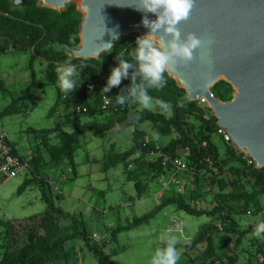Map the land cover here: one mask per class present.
<instances>
[{
	"label": "trees",
	"instance_id": "1",
	"mask_svg": "<svg viewBox=\"0 0 264 264\" xmlns=\"http://www.w3.org/2000/svg\"><path fill=\"white\" fill-rule=\"evenodd\" d=\"M21 1L24 3L23 8H13L8 0H0V52L10 50L29 53L30 66L34 59L45 62V85L52 86L56 92L54 105L50 109L51 115L61 105L70 104L85 106L87 114L90 115L105 113L96 107L97 92L106 85L111 69L117 66V57L121 54L127 56L130 49L135 47L136 38L139 36L133 34L121 38L101 60L70 59L60 47L74 48L79 43L81 14L76 11L75 5H69L64 12H57L40 8L38 0ZM68 61L77 66L82 83L73 93L65 95L56 87V69ZM31 73L30 84L0 112V118L26 115L35 106L31 102L30 94L35 80L32 70ZM165 77V88L159 91L149 90V95L154 98V110H139L135 103L129 106L130 101L119 113H107L109 116L102 123L89 122L70 133L59 129H28L27 132L48 156L47 162L44 161L38 149L27 159L29 169L38 178L42 167L66 161L70 169L68 180L75 179L74 153L83 134L92 132L105 137L112 131H118L117 128H132L129 149L118 154L111 153L103 171L123 164L127 179L135 183L136 200L145 196L148 190V184L141 179L140 172L150 176L151 180L167 173L173 175L180 180L179 186L186 197L182 190L176 192L177 188L172 185L173 191L169 195L163 194L164 197L151 212L126 221L124 225L117 224L111 230L110 238L107 237L105 241L114 240L120 233L147 225L160 210L173 206L175 210L189 216H206L220 222V226H203L189 242L187 250L205 245L204 250L191 261H200L202 264H264V239L255 240L250 235L253 224L261 219H254L246 228L237 222L239 217L247 216V212L250 216H255V212L259 215L264 210V168L255 169L253 163L239 154L231 144L224 143L216 134V120L209 114L210 110L201 109L197 102H184V90L178 88L167 74ZM130 83V79H124L118 87H113L105 94L115 100L114 97L119 93L123 94L130 87ZM88 84L95 85L93 93L86 92L85 85ZM0 89L3 94H7L1 85ZM212 92L222 102L229 101L232 97V89L225 82L217 83ZM157 101H163L167 107L160 106ZM90 102L93 106H90ZM137 115L140 117L138 120L135 119ZM142 125H148L161 136L173 135L174 138L164 146L159 145L150 140L144 130L139 129ZM52 137L56 144L50 143ZM136 154L137 158H134ZM163 157L168 158L165 163ZM175 159L186 164L185 171H176L172 167L171 161ZM189 177H194L193 189L188 183L182 184V179ZM31 181L24 182L18 193L23 192ZM48 183L46 179H39L41 198L46 205L42 214L13 221L15 223L0 220V264H48L67 260L66 245L70 238L61 236L60 223L68 216L54 204L51 195L54 192ZM198 186L208 187L212 191H209L211 197L208 203H202L203 197L196 201L193 199ZM215 232L222 234L226 246L225 255L220 258L216 256L211 239ZM247 235L250 237L245 238ZM74 237L82 239L99 264H105V259L108 261L102 247L90 244L84 230L73 233L71 238ZM257 257L261 259L258 260Z\"/></svg>",
	"mask_w": 264,
	"mask_h": 264
},
{
	"label": "rangeland",
	"instance_id": "2",
	"mask_svg": "<svg viewBox=\"0 0 264 264\" xmlns=\"http://www.w3.org/2000/svg\"><path fill=\"white\" fill-rule=\"evenodd\" d=\"M133 34L138 35L137 33L129 35ZM29 57V53L10 50L5 53L0 52V85L7 92L3 94L0 91V112L12 100L18 98L21 91L30 84L31 70L35 78L34 86L30 91L31 102L35 106L27 111L26 115L18 114L0 118V133L7 136L20 156L29 159L31 154L39 149L44 161L47 162L46 151L38 146V142L27 132L28 129H59L70 133L89 122L102 123L109 114H75L73 105L70 104L69 106L61 105L57 112L51 115L50 109L54 105L56 92L52 86L45 85V62L34 59L30 66ZM28 103L30 105V101ZM98 104L97 100L96 107ZM128 105H134V103L130 102ZM90 106H93L92 102ZM136 108L144 110L138 105ZM154 109L153 105L148 110ZM164 112L169 114L168 111ZM209 114H211L210 111ZM117 129L118 131H112L105 137L86 132L79 138L74 153L75 179L68 180L70 177L68 163L61 161L58 164L42 167L38 172V178L32 169H28L23 170L5 184L0 183V220L5 223L22 221L42 214L46 205L41 198L39 179H46L55 188L52 189L54 193H51L54 204L61 209L64 215L68 216L67 219L61 220V236L70 238L66 245L67 260L48 264H99L96 256L82 239L71 238L73 233L82 230L88 235L90 244L102 247V252L108 258V261L105 259V264H149L155 249L164 246L161 238L171 236H175L178 241L176 244L180 254L178 264H202L200 261H191V259L199 255L205 245H200L193 250H187L186 247L203 226L210 224L220 226V222L206 216H189L175 210L173 206L160 210L147 225L120 233L114 240L105 241L107 237L110 238V232L117 224L124 225L126 221L151 212L164 195H169L173 191L172 185H174L170 183L171 176L168 173L151 180L150 176L140 172L141 179L146 180L148 184V190L145 196L136 200L135 183L127 179L123 164H117L104 172V164L111 153H122L130 147L132 128ZM139 129L144 130L150 140L162 146L174 138L173 135L161 136L148 125H142ZM50 143L56 144V140L52 137ZM29 180L32 181L19 194V188ZM182 180V184L188 183L191 189L194 188V177ZM174 186L177 188L176 192L182 190L184 193L181 186ZM209 191L212 193L208 187L198 186L193 199L196 201L203 197L201 201L206 204L211 197ZM184 196L186 197L185 193ZM256 218L262 219L261 215L255 212V216H242L237 219V222L241 227L246 228ZM93 235H96L97 239H93ZM249 237L247 235L245 238ZM253 238L255 240L264 239V237ZM211 239L216 256L223 257L226 246L222 234L215 232ZM257 259L261 258L257 257Z\"/></svg>",
	"mask_w": 264,
	"mask_h": 264
},
{
	"label": "water",
	"instance_id": "3",
	"mask_svg": "<svg viewBox=\"0 0 264 264\" xmlns=\"http://www.w3.org/2000/svg\"><path fill=\"white\" fill-rule=\"evenodd\" d=\"M23 8L21 0H8ZM75 5L81 14L74 48L61 46L70 59L101 60L131 33L144 36L141 20L152 13L137 11L141 0H38L40 8L64 12ZM183 39L192 33L204 41L194 59L178 63L166 74L184 90V102L206 101L216 127L226 131L234 149L264 168V0H195L187 20L178 24ZM111 44V46L109 45ZM219 82L232 89L229 101L215 98Z\"/></svg>",
	"mask_w": 264,
	"mask_h": 264
},
{
	"label": "clouds",
	"instance_id": "4",
	"mask_svg": "<svg viewBox=\"0 0 264 264\" xmlns=\"http://www.w3.org/2000/svg\"><path fill=\"white\" fill-rule=\"evenodd\" d=\"M194 3L195 0H141L140 7H136V10L152 13L156 19L150 21L146 16L142 18L141 24L149 30L148 33L136 38L135 47L130 49L127 56L121 54L117 57L118 64L111 69L101 92L109 93L113 87H118L122 80L130 79V87L123 94L119 93L114 97L115 103L124 105L131 101L142 109H151L154 98L149 95V90L159 91L165 88L166 72L175 68L178 63L191 62L194 53L204 43L192 33L182 39L178 28L180 22L188 19ZM56 72V87L65 95L73 93L82 83L80 71L70 61L58 67ZM157 103L167 107L163 101ZM139 118V115L135 117L137 120ZM135 156L137 157V154ZM250 235L258 239L264 237V219L253 224ZM161 239L164 246L155 249L149 264H178L180 254L176 248L177 238L171 236Z\"/></svg>",
	"mask_w": 264,
	"mask_h": 264
},
{
	"label": "built area",
	"instance_id": "5",
	"mask_svg": "<svg viewBox=\"0 0 264 264\" xmlns=\"http://www.w3.org/2000/svg\"><path fill=\"white\" fill-rule=\"evenodd\" d=\"M85 89L87 93H93L95 90V85L88 84L85 85ZM97 100L99 102L97 109L109 114L119 113L124 108V105H117L115 100L111 97L107 96L105 93H102L101 90L97 92ZM65 99V97H63ZM198 106L201 109H207V103L205 100L201 99L197 101ZM206 107V108H205ZM73 111L75 114H84L87 113V108L81 104H73ZM216 134L219 135L224 143L230 144L229 137L226 131L222 128L216 127ZM160 156V154H158ZM163 162L165 163L168 158L163 157ZM251 164V162H248ZM172 167L176 171H185L186 164L181 160L175 159L171 161ZM29 164L26 158L20 156L14 145L8 140L5 134L0 133V183L3 185L8 180L14 178L18 174H20L23 170H28ZM171 184L178 185V181L171 176L170 180ZM52 187L51 184H49ZM249 212H247V216H250ZM261 218L264 219V210L260 212ZM93 239H97L96 235H93ZM92 241V240H91Z\"/></svg>",
	"mask_w": 264,
	"mask_h": 264
},
{
	"label": "crops",
	"instance_id": "6",
	"mask_svg": "<svg viewBox=\"0 0 264 264\" xmlns=\"http://www.w3.org/2000/svg\"><path fill=\"white\" fill-rule=\"evenodd\" d=\"M27 155H28V154H27ZM27 155H26V156H27Z\"/></svg>",
	"mask_w": 264,
	"mask_h": 264
}]
</instances>
